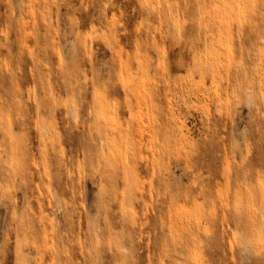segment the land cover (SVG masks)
Returning <instances> with one entry per match:
<instances>
[{
	"label": "rangeland",
	"instance_id": "rangeland-1",
	"mask_svg": "<svg viewBox=\"0 0 264 264\" xmlns=\"http://www.w3.org/2000/svg\"><path fill=\"white\" fill-rule=\"evenodd\" d=\"M0 264H264V0H0Z\"/></svg>",
	"mask_w": 264,
	"mask_h": 264
},
{
	"label": "bare ground",
	"instance_id": "bare-ground-1",
	"mask_svg": "<svg viewBox=\"0 0 264 264\" xmlns=\"http://www.w3.org/2000/svg\"><path fill=\"white\" fill-rule=\"evenodd\" d=\"M154 10V9H153ZM157 11V10H156Z\"/></svg>",
	"mask_w": 264,
	"mask_h": 264
}]
</instances>
